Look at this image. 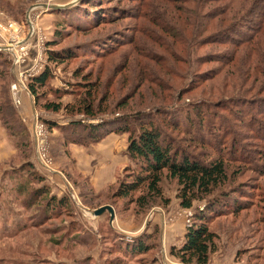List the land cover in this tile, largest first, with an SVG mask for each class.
I'll list each match as a JSON object with an SVG mask.
<instances>
[{
    "label": "rangeland",
    "instance_id": "374dc122",
    "mask_svg": "<svg viewBox=\"0 0 264 264\" xmlns=\"http://www.w3.org/2000/svg\"><path fill=\"white\" fill-rule=\"evenodd\" d=\"M54 3L67 6L42 7ZM184 6L183 0H0V14L24 30L12 43L0 37V264H185L174 252L200 222L195 215L207 198L182 207L179 185L166 173L160 196H147L143 187L115 195L139 171L128 138L139 129L136 118L148 116L180 154L224 158L231 174L229 198L217 208L225 214L206 218L217 236L207 264H264V65L256 79L254 73L234 82V69L246 70L228 58L245 52L257 62L247 44L233 46L247 28L217 34L224 45L207 38L200 47L217 31L215 22L200 37L202 13L194 11L196 31L179 17ZM174 36L183 43L171 53ZM41 41L46 61L38 69L33 57ZM65 48L78 52L61 63L49 59V49ZM46 69L45 85L32 94L29 84ZM88 96L91 115L80 111ZM125 126L129 131H118ZM37 132L48 169L38 159ZM142 195L145 204L136 201ZM236 202L244 208L228 211ZM104 206L112 217L107 209L94 214ZM137 240L146 252L133 253Z\"/></svg>",
    "mask_w": 264,
    "mask_h": 264
},
{
    "label": "trees",
    "instance_id": "16d2710c",
    "mask_svg": "<svg viewBox=\"0 0 264 264\" xmlns=\"http://www.w3.org/2000/svg\"><path fill=\"white\" fill-rule=\"evenodd\" d=\"M186 6L182 7L179 13V17H183L182 22L185 25H197L195 27L198 31V23L193 24L192 17L194 11L200 10L202 13L198 15L199 36L205 35L206 30L211 26L213 21L215 22V29L217 31L214 35H207L200 40V47L204 45V41L208 43L218 45L222 43V39L217 37V34L226 36V33H235L243 28H247V32L243 33L244 37L240 40H236L233 44L237 49L247 44L254 54L257 56V62L253 61L251 54L243 52L240 58L234 59V56L226 60L227 63L234 62L239 63L246 70V75L240 74L239 70L234 69L237 73L234 82L245 81V77L249 74H254L255 70L261 73V66L264 65V0H183ZM189 1L194 3L192 8ZM88 3V2H87ZM186 17V18H185ZM247 23H246V22ZM243 26H240L242 25ZM240 26L239 29H236ZM164 27V26H163ZM167 31V29H166ZM174 31V30H173ZM176 34L182 32L181 30H175ZM62 35V34H60ZM174 35V34H172ZM183 41L179 36H174V42H171L170 52H175L173 46L182 44ZM55 43H50L49 45ZM164 45L168 46L169 42ZM70 49H63L60 51L48 50L49 59L55 60L57 63L65 62L72 58L77 52L69 51ZM146 56L145 54L142 55ZM222 58V57H221ZM140 60V59H137ZM136 60V61H137ZM129 61V60H128ZM221 61V60H216ZM261 61V63L259 62ZM250 63V64H249ZM238 65H234L232 68ZM242 71V72H243ZM49 77V71L46 69L43 73L33 78L29 84L30 92L36 94V89L45 85L47 78ZM258 75L255 73V78ZM238 83V85L240 84ZM92 91L91 89L87 92ZM88 96L85 101L82 99L80 111L84 114L91 115L94 113L95 105ZM92 98V97H91ZM58 110V106L47 105ZM101 111V110H99ZM139 123L138 131L133 134L130 132L128 138L127 151L130 159L138 162L139 171L136 173L130 182H123L119 185L117 193L120 197H128L133 192L138 191L140 188H145L147 196H160V182L162 174L166 173L169 177L176 179L179 185V197L180 204L184 208H189L193 205L195 199H205L204 208L199 211L195 217L200 221L198 224H193L186 230L183 244L177 248L174 255L179 258L182 263L185 264H207L209 260L210 252L214 247L216 234L210 229L209 220H206L212 214L216 216L225 214L223 211L220 213L217 209L219 204L227 202L229 194L226 191V184H228L231 174L227 168L224 158H215L210 161H200L195 158H191L185 154H180L178 148H174L169 139L166 137L163 130L158 126L156 120L151 116H148L147 120L142 122L141 119L136 118ZM129 125V123L127 124ZM120 132H127L129 128L117 127ZM94 139V137H90ZM96 141V140H95ZM224 187V188H223ZM219 189V192L213 193V191ZM52 201V199L50 200ZM136 201L145 204V196H139ZM50 205L51 202H48ZM236 206L231 209H227L230 212L237 213L244 208V204L236 202ZM219 213V214H218ZM144 243L137 240L131 245L133 253L139 254L146 252Z\"/></svg>",
    "mask_w": 264,
    "mask_h": 264
},
{
    "label": "built area",
    "instance_id": "2783aa9c",
    "mask_svg": "<svg viewBox=\"0 0 264 264\" xmlns=\"http://www.w3.org/2000/svg\"><path fill=\"white\" fill-rule=\"evenodd\" d=\"M38 5L39 4L34 5V6L38 7ZM36 7L30 8V10L28 12V20H29L30 28L27 31H29V34H34V32H35L32 29L34 27H33V23L31 22V20H32L31 19L32 18L31 12L33 9H36ZM42 7H44V6L42 5ZM22 29H23V26L21 24H19L16 20L9 19L7 16L0 14V37L9 38L11 40V43H12L13 39L14 40L16 38L18 39L19 36H21V34H22L21 32L22 31L24 32V30H22ZM44 46L45 45H44L43 41L40 42V47L37 48L36 46H34V47H36V50H35V55L33 57V63L36 67H38V69H43L44 68V62L46 61V58L44 57V50H45ZM19 49L23 50L24 48L21 45V46H19ZM36 135H37V142L39 144V147H38L39 148V152H38L39 158L38 159H39L40 163L42 164V166L48 169L50 161L46 158L43 151H41V149H44L41 145L42 144L41 143L42 133L37 132Z\"/></svg>",
    "mask_w": 264,
    "mask_h": 264
},
{
    "label": "water",
    "instance_id": "95a60500",
    "mask_svg": "<svg viewBox=\"0 0 264 264\" xmlns=\"http://www.w3.org/2000/svg\"><path fill=\"white\" fill-rule=\"evenodd\" d=\"M43 6L46 7V8L59 9V8L65 7L67 5L60 4V3H54V4H43ZM105 209H107L110 212L111 217H112V210H111L110 206L101 207V208L95 210L94 214L98 215V214L102 213V211L105 210Z\"/></svg>",
    "mask_w": 264,
    "mask_h": 264
}]
</instances>
